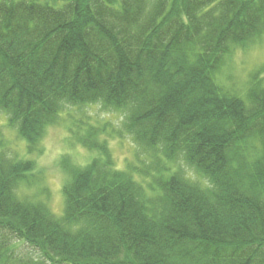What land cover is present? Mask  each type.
I'll return each mask as SVG.
<instances>
[{
    "label": "trees",
    "instance_id": "trees-1",
    "mask_svg": "<svg viewBox=\"0 0 264 264\" xmlns=\"http://www.w3.org/2000/svg\"><path fill=\"white\" fill-rule=\"evenodd\" d=\"M263 34L264 0H0V115L28 156L0 151V264H264V66L242 96L216 78ZM96 103L151 161L116 167L93 128L56 215L31 156Z\"/></svg>",
    "mask_w": 264,
    "mask_h": 264
},
{
    "label": "rangeland",
    "instance_id": "rangeland-1",
    "mask_svg": "<svg viewBox=\"0 0 264 264\" xmlns=\"http://www.w3.org/2000/svg\"><path fill=\"white\" fill-rule=\"evenodd\" d=\"M263 66L264 34L247 47L233 49L225 57L216 78L226 91L242 96L245 95L252 75ZM260 74L264 77V72ZM63 110L57 122L47 128L38 151L31 156L37 166V185L43 190L46 196L45 202L56 215L62 213L61 190L67 179L60 164L67 163L82 167L93 158L100 157L94 150L87 149L81 143V140H85L87 134L94 129L100 126L104 128V135L100 133L98 139L107 140L106 147L116 167L124 168L127 163L139 165L141 161L146 163L151 161L150 154L140 150L131 136L123 131L125 121L123 110L107 108L100 103L84 105L80 108L68 106ZM1 150L11 157H28L24 143L18 139L14 130L7 126L3 115H0ZM144 187L150 191L149 187L146 185Z\"/></svg>",
    "mask_w": 264,
    "mask_h": 264
}]
</instances>
